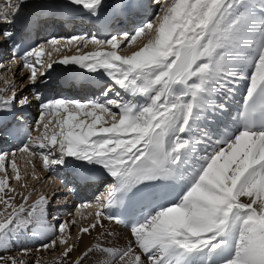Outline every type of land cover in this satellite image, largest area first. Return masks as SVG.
Listing matches in <instances>:
<instances>
[{"label": "snow or ice", "instance_id": "obj_1", "mask_svg": "<svg viewBox=\"0 0 264 264\" xmlns=\"http://www.w3.org/2000/svg\"><path fill=\"white\" fill-rule=\"evenodd\" d=\"M29 6L35 9L25 18L29 28L84 13L110 31L103 39L54 36L21 52L16 24ZM157 6L151 19L122 30L124 20L133 23L150 7L145 0H8L0 7V22L8 25L0 29V48L10 45V62L19 57L29 71L39 107L35 128H24L16 114L23 117L32 99L4 80L0 141L23 136L27 142L18 151L29 154V163L38 155L49 172L68 170L71 192L93 183L97 173L111 178L96 197L94 223L79 229L90 234L99 227L97 242L73 261L78 246L70 243L69 224L75 221L49 219L45 195L29 204L30 195L20 194L14 203L5 193L15 191L5 162L15 153L0 151V253L31 236L47 241L37 252L59 249L51 262L37 258L35 264H84L89 257V264H264V0H158ZM74 44L77 54L51 60ZM88 44L94 48L84 52ZM57 63L65 71L78 66L106 76L104 99L46 98L36 88L48 75L40 69ZM240 81L247 87L232 127L218 129ZM10 166L19 181L15 159ZM125 217L130 239L106 246L103 238L112 232L103 222L120 224ZM0 264L28 261L0 255Z\"/></svg>", "mask_w": 264, "mask_h": 264}, {"label": "bare ground", "instance_id": "obj_2", "mask_svg": "<svg viewBox=\"0 0 264 264\" xmlns=\"http://www.w3.org/2000/svg\"><path fill=\"white\" fill-rule=\"evenodd\" d=\"M154 8H156V6L154 7ZM151 17H153V15L151 14L150 15ZM151 17H149V19H151ZM99 36V35H98ZM100 37V36H99ZM147 38H143V40H146ZM78 42V41H77ZM79 44V43H78ZM88 46H90L89 44H88ZM75 47V46H74ZM76 47H77V45H76ZM84 49H86V48H84ZM83 49V50H84ZM10 67V68H9ZM12 67L13 66H8V65H6V68H0V81L1 80H5V79H8V81H10V82H14V89L13 90H17V91H19L20 89H17V80H12V78L14 79V77H17V76H12ZM4 87H6V86H4L3 85V87L2 88H4ZM116 91H118L117 89H116ZM114 93H115V91H114ZM241 97H238V99H240ZM231 108V107H230ZM229 112H230V110H229ZM231 113V112H230ZM11 157H13V156H11ZM23 157V155H21V154H17V155H15L12 159H15V161L17 162V166L19 165L20 166V164H19V162H20V160H22V159H24V158H22ZM19 158H21V159H19ZM9 159H10V157H9ZM24 162V161H23ZM32 163V162H31ZM34 163V162H33ZM5 166H6V169H7V171H8V169H9V167H10V163L8 162V161H6L5 162ZM40 167H36V170L37 169H39ZM10 170V169H9ZM40 171V170H39ZM38 174V173H37ZM43 174V172H39V177L40 178H38V180H37V182H36V185L35 186H38L39 185V183H41V185L39 186V195H38V198L41 196V195H43V189L45 188V186L47 185V182H46V180L44 179V176L42 175ZM4 175H5V173L3 172V174L2 175H0V178H3L4 177ZM59 180L57 179V178H55L54 179V182H53V184H56L57 182H58ZM33 182H35L34 180H33ZM48 182H50L51 183V178L50 179H48ZM52 184V183H51ZM9 185H10V183H9ZM11 186V188L12 189H14L15 191L14 192H8V189H5V193H7V195L8 196H13V197H15V200L13 201L14 203H16V204H18V203H20V198L18 199V196L16 195V193H17V188H18V186H16V185H10ZM32 189V188H31ZM57 190H58V192L60 191L59 189H58V187H57ZM29 192V191H28ZM103 192V190H102V188H100V191H99V193H98V195H97V197L98 196H100L101 195V193ZM0 195H4L3 193H0ZM59 199H61V201H60V203H64V199H65V197H58ZM17 199V200H16ZM34 200V199H33ZM32 200V201H33ZM36 200H37V198H36ZM36 200H34V201H36ZM97 201L96 202H93V201H91L90 203H84V204H86V205H91V206H88V207H84V208H79V209H77V210H75V211H73V212H71L68 216H67V218H66V221H69V222H71V221H74L73 220V217L75 216L76 218H78L79 220H80V222L77 224L76 223V221H75V226H76V229L73 231L74 233H75V241H74V243L73 244H76L78 247L77 248H75L74 250H73V252H72V254H71V257H72V260L73 261H75L77 258H78V256H79V254H81L83 251H85L88 247H91L93 244H95L97 241H96V237L99 235V233L102 231L99 227H97L96 229H92V230H90V234H81L80 232H79V229L81 228V227H88L91 223H94V220H92V219H94V213H95V211H96V209H97ZM4 208V205L3 204H0V209H3ZM57 211H59L60 209L59 208H57L56 209ZM70 211V210H69ZM68 211V212H69ZM89 212V214L91 215V220H88L89 219V217H85L84 218V216H85V214H87ZM74 217V218H75ZM65 218V217H64ZM104 223V226H105V228H108L111 232H112V236L111 237H109V235H106V236H104V238H103V243L105 242V243H109L108 242V240H106V237L108 236V239H111L112 238V240H117V242H116V244H114V245H111V244H109V245H106V246H115V247H121V246H124L126 243H127V241L130 239V231H127V233H125V234H123V235H121V234H117L116 232H114V231H112L113 229H116V227L114 226V225H112V224H109V223H107V222H103ZM73 226H74V224H72ZM78 225V226H77ZM69 226H70V224H69ZM70 228V227H69ZM74 228V227H73ZM81 234V236H79ZM20 238V237H19ZM118 241H120V242H118ZM22 241H21V239L19 240V246H18V248L16 249L15 248V246H13L12 248H11V250H10V252H5V253H0V255H2V254H5L4 256H8V255H12V256H16L17 258H20V259H24V260H27L28 261V264H35V261H36V259L37 258H42L43 260H45V261H48V262H51L52 260H53V258L55 257V256H57L58 254H59V249H57V251H55V252H53V251H40V252H38V253H35V252H37L36 250L37 249H32V248H27V250H28V253L29 254H27V255H21V253L23 252V250L24 249H26L25 247H24V245L21 243ZM72 243V242H71ZM104 243V244H105ZM90 258V257H89ZM91 259V258H90ZM86 262H89L87 259L85 260ZM84 261V262H85ZM85 262V263H86ZM84 263V264H85Z\"/></svg>", "mask_w": 264, "mask_h": 264}, {"label": "rangeland", "instance_id": "obj_3", "mask_svg": "<svg viewBox=\"0 0 264 264\" xmlns=\"http://www.w3.org/2000/svg\"><path fill=\"white\" fill-rule=\"evenodd\" d=\"M145 38H147V37H145ZM89 45L90 46H88L86 49L83 50L84 52L91 51L94 48V45H92V44H89ZM71 50L72 51H70L68 53H65L64 55L77 54V52H75V51H77V47L76 46L74 47V45H73L71 47ZM133 50H135V46H133ZM121 54L123 55L124 53L122 52ZM57 55H58V57H62V54H60V53L57 54ZM5 80H8V79H5ZM12 80H17V77H14V79L12 78ZM3 85L6 86L5 83H4V80H1L0 81V88H2ZM17 89H19V85L18 84H17ZM12 158L13 157H10V159H8L7 161L10 163V160ZM22 158H24V159L20 160V162H19L20 166L18 165L21 179L19 181H17L14 178L15 174L13 173V171L11 169V166H10L9 167L10 170L8 169V171H7V173L9 174V177H10L8 183H10V185H16V186H18V188H17L18 190H17L16 195L18 196V199L20 198V200H19L20 202L22 200V196L20 194L30 195V198H31L30 201H32L33 199L36 200V198L39 199L38 198V195H39V190L38 189H39V186L41 185V183H39L38 186H35L38 178H40L39 177V172L41 173V171H39L40 168L36 170V167H39V162L37 164V162H36L37 160L35 159V157H32L31 158L32 163H29V154L28 153H26V155H23ZM19 159H21V158H19ZM33 164H35V169H33ZM2 174H3V172H0V175H2ZM34 176L36 178H33ZM33 180L35 182H33ZM30 201H28V202H30ZM74 217H73V220L76 221V223L78 224L80 222V220L78 218H76V217L74 218ZM85 217L86 218L89 217L88 220H91V218H90L91 215L89 214V212L87 214H85L84 218ZM92 220H94V219H92ZM69 227H70V232H71V240H70V243L71 242L74 243V241L76 239L75 238L76 237L75 236V233L73 232L76 229L75 223H74V226L70 223V226ZM65 234H67V232ZM79 236H81V234ZM111 236L109 235V237H111ZM106 240H108L109 243H105L104 242L105 245H109V244L114 245L117 242V240L114 241V240H112V238L111 239H108V236L106 237ZM118 242H120V241H118ZM35 253H38V252H35ZM2 255H5V254H2ZM90 258H88L87 260L88 261H91V260L94 259L93 257H90ZM85 264H89V262H86ZM97 264H99V262H97Z\"/></svg>", "mask_w": 264, "mask_h": 264}]
</instances>
